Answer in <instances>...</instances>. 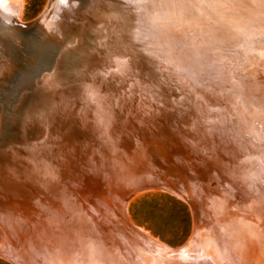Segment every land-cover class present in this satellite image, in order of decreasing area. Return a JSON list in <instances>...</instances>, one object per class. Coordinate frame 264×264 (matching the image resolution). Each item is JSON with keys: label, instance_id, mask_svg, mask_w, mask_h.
<instances>
[{"label": "rangeland", "instance_id": "obj_1", "mask_svg": "<svg viewBox=\"0 0 264 264\" xmlns=\"http://www.w3.org/2000/svg\"><path fill=\"white\" fill-rule=\"evenodd\" d=\"M61 1L65 0H57L52 6L53 13L44 20V29L46 31H44L45 34L44 36L42 34V36L45 39L42 40V36L38 32L31 31L29 35L33 37L32 39H36V41L31 44H25L24 39H21L19 34H0V169L4 168L3 166L7 163H10L13 156L16 154L21 155L22 153L23 157H21V159L25 162L26 160H32L27 152L34 154L38 153L39 150L33 149L32 146H39V142L42 141V138H38L34 135V130L39 124H28H31L33 120H37L42 113L44 114V112H46L43 111L44 106L41 103L45 100L42 94H44L45 91L50 93L55 92L49 90V87H46V77L57 75L56 78H58L57 82L59 83L56 84L63 86L65 89L68 88L70 91L76 90L79 88V83L74 78L73 73H82L79 65L80 63H90V66H92L97 63L99 64L100 62H98V60L101 61L104 58H108L111 59V62H117L120 68L124 66L133 67L131 69H133L132 71L134 73L140 72L143 74L153 71L151 75L153 76V74H156L155 76H158V78L163 81V83H161L164 86L166 85V87H168L167 83L169 80H172L171 84L169 83V87L171 86L174 88L173 91H175V93H173L176 96L171 95L172 97H170V100L177 102L179 99H182V95L186 100L188 98L195 106V114L191 115L192 122L193 120L195 121L196 117L199 120L205 119L209 121L213 118L212 112H219V110L220 117L225 118L224 113L226 111L224 110V112L222 109L228 105H225V102L222 104V100L224 101L225 99L228 103H233L231 98H238L235 88L239 83L249 86L252 85L253 92L264 96V0H213V2L212 0H185L188 2L184 3V0H169L170 2L168 0H156L152 1V3L150 2L146 10L143 9V13L141 14H139V6L130 7V5L127 6L128 4L126 2L121 3L118 0H66L67 2H64L65 4ZM53 2L54 0H0V14L5 18L11 17L13 22L26 25L38 19L47 11ZM189 2H191V5ZM105 4L109 7H105ZM122 5H124V7L126 5L127 7L123 8ZM156 5L159 7H156L157 11L154 9ZM168 5L169 7H167ZM195 6H197V8ZM63 7L65 9H63ZM150 9H152V11ZM64 10H66V12ZM108 10L110 17L107 13ZM159 12L161 13L159 14ZM96 13H98V15ZM106 14H108V16ZM94 16H97V19H95ZM87 17L95 20H87ZM152 19L155 21V24ZM73 21L74 23H71ZM106 22L109 27L105 26ZM109 22H111L112 25L109 24ZM147 23L149 24L147 25ZM142 25H144V27H142ZM152 27H154L153 30L150 29ZM159 27L160 29L163 28V30H160ZM93 32H97V35ZM112 32L114 34L117 33V35H114ZM56 35L58 37L60 36V40ZM104 36L106 38H104ZM159 36L161 37L159 38ZM83 37L85 43L82 41ZM89 37L90 39L88 40ZM109 37L113 45L111 44V40L107 39ZM93 38L95 41L92 40ZM97 40H100V42H97ZM94 42L97 43L94 44ZM102 43L107 49H104ZM107 45H110V49ZM7 46L14 48L16 52L15 56L11 55L10 51L6 48ZM111 46L113 49H111ZM130 46L134 52L129 49ZM39 47L46 48L48 50V55L39 54ZM116 48L117 51L115 52L114 49ZM100 50L101 52H99ZM106 50L110 55L106 53ZM136 54L139 55L140 59L135 56ZM62 56H65V58ZM174 64H177V66L182 69V74L180 76L173 72L175 71L173 68ZM138 68L140 69L138 70ZM239 68L242 70L240 69L239 71ZM184 71L188 75H185ZM122 73L125 74L126 72L122 71ZM127 75L128 74H126V79H129ZM187 76L191 78L189 79ZM235 78H237L238 81L240 79L243 81L240 80V82L237 83L238 81ZM128 82V86L123 90L122 94L126 95L123 101L128 102L123 105L118 103L120 106H117L115 111L118 112L120 109L119 111L122 112L124 116H127L129 112L137 114L143 110L147 112L148 109H156L155 111H157L159 116V121H157L156 125L165 129V131H172L173 124L178 122L177 116L167 119L165 114L166 109L162 107L160 100L156 99L154 95L145 89L146 87H144L145 90H143V87L139 89V87L136 88V86L132 85L133 80ZM211 84L213 85L211 86ZM213 86L216 89L218 87L220 88L216 90ZM207 89L208 92H206ZM210 90H213L215 95H219L218 97L216 96V98H220V106L215 105V107L209 105L208 101H210L209 98H211L209 95L213 94ZM230 91L232 94L229 96L228 92ZM104 93L103 91L99 93L102 99H104L103 97L106 95L110 96ZM64 96L68 97L70 100H75V98H77V93L74 95L72 93L67 95L66 93ZM118 96L119 95L115 96V99L120 100L121 96ZM211 100L213 102L212 98ZM104 104L107 105L108 101ZM87 105L88 103H86L85 106ZM223 105L225 106L223 107ZM218 106L220 108H218ZM235 108L236 110L239 109L236 104ZM103 109L105 110V108ZM196 109L199 111L201 110V113L198 114V112H196L198 110ZM215 109L218 110L216 111ZM241 110L244 114L246 113L244 109ZM202 111H205V113ZM257 111L258 110L255 112ZM260 113H264V111H260ZM227 115L229 116V114ZM227 115L225 119H227ZM260 116L262 117L264 114H260ZM250 118L251 115H249V119ZM129 119H131V122L133 121L132 118ZM134 119L141 122L138 117ZM63 123L64 122H62V124ZM179 127L182 130L191 129L190 125H183L181 123ZM250 135L252 136V133ZM254 138L259 145L261 144L264 146V135L261 137L262 140L255 136ZM173 141L176 142L175 140ZM205 141L208 142L206 138ZM106 145L105 142V146ZM174 145L175 143H173V149H170V147L167 149L163 145L160 147L161 149H157L159 153L157 151L154 152L159 154L158 157L160 159L162 156L164 160L160 161L158 157L157 159L160 163H155L152 160L155 164L159 165V168L158 165H156L157 168H154L155 165L151 162V168L149 166L147 167L151 171L146 168L144 169L146 171H140V169H138L137 171L139 172L136 171L138 175L136 173L134 176L129 175L130 178H128L130 180L126 177L127 180H125L124 183L121 182L126 187L122 186V184H119L120 186L116 184V187L108 188L109 190L106 189L105 193L99 197L98 195L100 192H95V199H93V201L91 199H89L90 201H85L84 198H82V201L78 200V202H74L77 200L74 199L71 204H65L61 201L58 205L56 201L54 202L55 204L33 207L31 204H24L34 197L33 194H30L27 190L22 189V191L15 192L16 194H10L8 197L3 190H0V227L3 226L9 236L6 237L3 232H0V264H13V262L6 258L4 255L5 253L8 254H6L7 256L10 255V258L18 259L21 264H28V262L31 264V258L29 259L26 254L29 256L30 253H32L31 249H33L39 241L61 242L64 241V238L67 241H76L75 238L79 234V236H81L82 231H79L80 233L78 232L74 237L71 235L66 238L64 235H61V233H56L58 231L64 232L63 227L60 225L65 223L60 222L74 220L68 224H86L83 222L92 220V223L95 222L96 224L97 220L91 217L92 212L90 213V210H94L95 214L98 213L100 217H103L102 219H98L100 217L97 216L98 214L96 215L97 219L100 221V223L98 221V224H102L104 227L106 226L105 228H108V231L116 228L112 227L113 221L115 220L121 221L122 224H124L120 217V214H122L127 225L132 226L137 234L142 237V243L138 242L137 245L140 248L139 250L143 252L140 258L142 264H264V193H261L264 187V151L262 148L255 144V147L260 148L256 159L253 156L250 158L242 157L243 163L239 164L241 167V174L239 175L242 181V187L240 189L234 185L227 186V184L230 183L225 184L222 176L216 173L218 171L208 164L210 161V154L203 155L202 164L200 165L202 168L200 166V168H198V159L194 161L190 159L186 153L191 151L200 152L201 149L193 145L189 147L183 146L186 151L183 154L186 158H189L187 160L184 159L185 157H183V154L180 152V154H178L177 151L179 150H177L178 148ZM155 146L159 147V144ZM129 148V150H133L131 146H129ZM162 148L164 151L163 153H161ZM169 150H174V152L171 151L173 156L169 153L171 160L175 157L173 161H175L177 165L179 164L178 167L181 165L182 167H180V169L176 168L174 173L170 172L172 170H168L169 172L167 171V173L172 175V177L168 178L171 180L168 181L170 183H175L182 188V191L186 193V195L191 196L198 206L196 208H191L182 199L161 189H142L130 196L127 195L134 190V186L144 185L147 182H149V184L159 185V183L164 182L160 181V178L158 179L159 172L156 173V170L159 171L162 169H160V167L163 166L161 162H167L165 160H168L166 156ZM115 151L123 154L122 156L126 160L132 157L137 160L139 158L138 161H140V159L143 161L142 158L144 156L140 157L141 155H138L139 157H137L134 155L133 157V155H126L122 152L124 150L121 148H114L109 151V156L105 154V157L110 159L107 161L110 163H108L109 166L112 165L111 160L112 162L116 161V156L118 155L115 154ZM202 151L205 153L204 149H202ZM24 152H26V154ZM175 153H177V156ZM226 153L228 154V152H224L223 150V152L219 151V154L217 153L218 155L215 154L213 159L216 158L217 166L224 164V161L228 163L229 154L227 156L228 161L227 158H223L226 156ZM217 156L225 160L222 161ZM132 158L130 160L128 159L129 161L127 160V162H131ZM250 159L253 161L255 160V163H251ZM134 160H132V162ZM179 160L181 161L179 162ZM146 162H148L147 159H145V163ZM183 163H185V170L181 169L184 168ZM190 163L192 165H197V167L195 166L196 168L194 167L196 170L193 168L195 173L197 172L196 175L198 174L197 176H200V178L205 176L206 179L203 177V181H200L198 179L199 177L197 178L195 174L189 171L191 170V168H189L191 165ZM223 166L224 165L221 167ZM199 169L200 171L202 169L205 171L201 173ZM187 170L189 172L183 175V172ZM144 172H150L152 174L149 175L150 173ZM163 173L165 174L164 171ZM189 174L190 176L192 175V177H186V175ZM140 177L143 178L140 179ZM189 178H191V180ZM182 179L183 181H180ZM134 180L135 182L133 183ZM188 184L189 187L187 186ZM110 189L111 192L108 193ZM36 196L42 195L37 194ZM125 197L127 198L123 202ZM59 198L60 197H58V199ZM22 201L24 202L21 203ZM112 204L115 206L114 208ZM86 205L89 212L86 211L87 209L84 210ZM106 206H108V208ZM116 206L121 210V213L117 212ZM61 209L64 211L65 215ZM98 210L100 212H97ZM58 211H60V213ZM66 213H68L69 216ZM86 213H89L88 216L90 218H88ZM62 215L63 217H60ZM65 216H67L66 219ZM96 216H94V218H96ZM47 221L51 222L47 223ZM35 223L37 224L35 225ZM46 227L49 228V230ZM76 227L77 226H75V229ZM97 227L98 226H95L94 230ZM30 228H33V231H31L32 229L30 230ZM123 228L126 229V225L122 226V229ZM97 229L100 230L102 227H98ZM45 230L46 233L44 232ZM28 231L29 233H27ZM17 233H19V235H17ZM21 233L22 235L20 236ZM70 237H72V240ZM1 238H3V240ZM77 247L76 245L74 246L75 254H73L75 256L77 254L78 259H74V262L78 264L97 263L94 259L87 260L90 256L87 257L86 251H80L78 254ZM186 253L189 256H187ZM53 255L54 254H49L47 258L52 259ZM61 260L66 259L63 257ZM58 264L66 263L61 262Z\"/></svg>", "mask_w": 264, "mask_h": 264}, {"label": "bare ground", "instance_id": "obj_2", "mask_svg": "<svg viewBox=\"0 0 264 264\" xmlns=\"http://www.w3.org/2000/svg\"><path fill=\"white\" fill-rule=\"evenodd\" d=\"M118 1H120L121 3L126 2L128 4L127 6L130 5V7H134L136 5L139 6L140 7L139 14H141V13H143V9L146 10V7L149 6L150 2L152 3V1H156V0H118ZM188 1L184 0L183 3L188 2ZM61 2L63 4H65L67 1L65 0V1H61ZM212 2H213V0H212ZM158 3H160V2H158ZM189 4L191 5V2H189ZM78 5H80V4H78ZM224 5H225V3H224ZM122 6H123V8L127 7L126 5H125V7H124V5H122ZM105 7H109V6L106 5ZM154 7H155L154 8L155 11H157L156 7H158V6L156 5ZM167 7H169V5ZM195 7L197 8V6H195ZM53 9H54V7H53ZM63 9H65V8L63 7ZM68 9H69V7H68ZM68 9H66V10H68ZM87 9L89 10L88 7H87ZM152 9H150V10L152 11ZM247 9H249V8H247ZM66 10H64V11L66 12ZM105 10H106V8H105ZM196 10H198V9H196ZM69 11H70V9H69ZM103 11H104V8H103ZM56 12H59V11H56ZM135 12H136V10H135ZM67 13H65V14H67ZM107 13L109 14V10L107 11ZM160 13L161 12H159V14ZM96 14L98 15V13H96ZM108 14H106V15L108 16ZM161 15H163V14H161ZM103 16L105 17V15H103ZM118 16H120V15H118ZM200 16H201V14H200ZM94 17H95V19H97L96 18L97 16H94ZM109 17H110V14H109ZM150 17H153V16H150ZM156 17H158V16L156 15ZM105 18H107V17H105ZM92 19L93 18H91V19L88 18L87 20H92ZM95 19H93V20H95ZM120 19H121V17H120ZM145 19H146V17H145ZM158 19H159V17H158ZM152 21H153V19H152ZM107 22H106L105 26L109 27L107 25ZM153 22L155 24V21H153ZM71 23H74V21ZM109 24H111V22H109ZM148 24L149 23H147V25ZM144 25H145V23H144ZM144 25H142V27H144ZM102 26L105 27L104 25H102ZM159 26L163 27L161 25H159ZM165 26H167V25H165ZM154 27H155V25H154ZM154 27H152L150 29L153 30ZM160 27H159V29H160ZM112 28H113V26H112ZM141 29H144V28H141ZM55 30H56V28H55ZM157 30H158V28H157ZM160 30H163V28ZM76 31H78V30H76ZM87 32H88V30H87ZM93 33H95V35H97L96 34L97 32H93ZM70 34H71V31H70ZM114 35H117V33ZM152 35H154V34H152ZM101 36H102V34H101ZM149 36H150V34H149ZM84 37H83L82 41H84ZM110 37L107 39H110ZM160 37L161 36H159V38ZM58 38L60 40V36ZM104 38H106V37L104 36ZM89 39H90V37L88 38V40ZM80 40H81V38H80ZM92 40H94V38ZM92 40H90V41H92ZM86 41H87V39H86ZM97 42H100V40L99 41L97 40ZM97 42H94V44ZM84 43H85V41H84ZM160 43H162V42H160ZM92 44H93V42H92ZM92 44H90V45H92ZM111 44H112V40H111ZM119 44H121V43H119ZM102 45H103V43H102ZM105 45H106V43H105ZM107 46H109L108 48L110 49V45H107ZM96 47H97V45H96ZM88 48H90V47H88ZM117 48L114 49L115 52L117 51ZM131 48L132 47L130 46L129 49L132 52H134ZM104 49H107V48L104 46ZM111 49H113L112 46H111ZM96 50H97V48H96ZM114 50H112V51H114ZM99 52H101V50ZM102 52H104V51H102ZM93 53H94V51H93ZM97 53H98V51H97ZM106 53L108 54V51ZM80 55H81V53H80ZM108 55H110V54H108ZM135 56L139 57L138 54H136ZM62 57L65 58V56H62ZM89 59H91V58H89ZM139 59H140V57H139ZM114 60H116V59H114ZM98 62H100V63L99 64L98 63L97 64L92 63V64H94L92 66H90V63H80L79 64L80 68L82 70V73H77V74L73 73L74 78L79 83L78 84L79 88L76 90L74 89L73 91H70L68 88L65 89V88H63V86L56 84V83H59V82H57V80H58V78H56L57 75H52L50 77H46V81H45L46 87H49L48 88L49 90H52L55 92L50 93L48 91H45V93L42 94L45 100L42 101L41 103L44 106L43 111H46V112H44V114L42 113L41 116H39L37 118V120L36 119L33 120L31 124H28V125L39 124L38 126L36 125L37 128L34 130V135H36L38 138H42V141L39 142V146H32L33 149H35V150L38 149L39 151L37 150L38 153H35V154L31 153V152L30 153L27 152L28 156L31 157L32 160H26L25 162H24V160L21 159V157H23L22 153H21V155L16 154L15 156H13L12 161L10 163H7L6 165L3 166L4 168L0 169V190H3L7 194L6 195L7 197L10 194H16L15 192L22 191V189L27 190L30 194H33L34 197L32 199H30L29 201H27V203L25 202L24 204H26V205L31 204V206H33V207H41V206H47L50 204H55L54 202H56V201H57L56 204L60 203L61 201L65 204L66 203L71 204L74 199H77L74 202H78V200H81L82 198H84L85 201L89 200V199H91L93 201V199H95V195H94L95 192H98V193L100 192L98 195V197H99L100 195L105 193L106 189L112 188V187L114 188V187H116V184L121 185L122 183H124L125 180H127L126 177L130 178L129 175L134 176L135 173L137 174V172H139V171H137L138 169H140V171H146V170H144L145 168L150 170L147 167L148 166L150 167L151 162L153 163V165H155L154 168L155 167L157 168L156 165H158V164H155V163H157V161H155V163H154L151 159H149L147 157L151 155V152H152V154L157 155V157H158L159 154H156L154 152L157 151L159 153V151L157 149H161L160 147L164 145L163 143H161L162 141L158 140V138H161V140H162V137L164 134L163 132H166L167 134H171L173 136L174 140L176 142H178V144L182 145V147L183 146L189 147V146L193 145V146L197 147L198 149H201L200 152L191 151L189 153H186V155L189 156L190 159H193L194 161L198 159V162H197L198 168L201 167L200 165L202 164L201 161H202L203 155L205 156L206 154H210L211 156H210V161L208 162V164L211 165V167H213L216 171H218L216 173H218L220 176H222V179L225 182V184L230 183V184H227V186L228 185L229 186L234 185V186L239 187L241 189L242 181H241L240 175H239V174H241V172H240L241 167L239 164L243 163L242 157L250 158L251 156H253L256 159L260 148L255 147V144L256 145H259V144H258L257 140L254 138V136L256 138L258 137L259 139H261L262 135H264V116H262V117L260 116V114L261 115L264 114V113H260V111H264V96L259 94V93L253 92L252 85L249 86V85H244L243 83H239L240 80H242V79H240L238 81V79L235 78L238 81L237 83H239L238 85H236V88H235V92L238 95V98H236V99L231 98L233 103H228L227 101H225V99H224V101L222 100V104L225 102V105L226 104L228 105V106L223 105V107L225 106V108L222 109V111H224V110L226 111V112L224 111L225 112L224 113L225 118H226V115L229 114V116L227 115V119L220 117V113H219L220 110H219V112H214V111L212 112L213 118H211V120H209V121H207L205 119L199 120L196 117L195 121L193 120V122H192L191 115L195 114V106L191 103V101L188 98H187V100H186V98H183V95H182V99H179L177 102L174 100H170V97L175 95L174 94L175 91H173L174 88H172L171 86L169 87L172 80H169V82L167 83L168 87H166V85L164 86L162 84L163 81L161 79H159L158 76L157 77L155 76L156 74L155 75L153 74V76L151 75L152 74L151 72H153V71L148 72L149 74L148 73L142 74L140 72L134 73L132 71L133 69H131L133 67L124 66L125 65L124 64L123 65L124 67L120 68L119 67L120 65L118 66L117 62L112 61L113 62L112 63L111 59H108V58H104L101 61L98 60ZM119 64H121V63H119ZM141 65H144V64H141ZM176 66H177V64L173 65V68L175 70L173 72L180 76L182 74L181 73L182 69L179 66H177V67ZM139 69L140 68H138V70ZM240 69L241 68H239V71H240ZM122 71H125L126 73L123 74ZM186 71H188V70H186ZM184 73H185V71H184ZM126 74H128L127 76H129V79H126ZM185 75H188V74L185 73ZM187 77L189 79L191 78L189 76H187ZM130 80L131 81L133 80L132 85L136 86V88L139 87V89H140L141 87H143V90L147 89L152 95H154L156 97V99L160 100V102L162 103V107H164V109H166L165 114L167 116V119H169V117L173 118L174 116H177L178 122H175V124H173L174 125L173 127L171 125L172 131H165V129H162L158 125H156L157 121H159L158 113H157V111H155L156 109H154V110L148 109L147 112H144V110H143V111L138 112L137 114H133V113L129 112L127 114V116H124L122 114V112L119 111L120 109L118 110V112L115 111L116 110L115 108H117V106H120L118 103H121L123 105V104H126V102H128V101H123V98H126V95H122V94H123V90H125L126 87L128 86V83H129L128 81H130ZM176 82H178V81H176ZM246 82H245V84H246ZM179 83H181V82H179ZM186 83H188V82H186ZM193 84H194V82H193ZM213 84H211V86ZM214 85H217V84H214ZM194 86H195V84H194ZM196 86H197V84H196ZM144 87H146V88L144 89ZM218 88H220V87H218ZM215 89H214V91H215ZM102 91L109 94L110 96H107L104 93L106 96H104L103 97L104 99H102L99 96V93ZM177 91H180V90H177ZM206 92H208V89ZM210 92L213 93V90H210ZM66 93H67V95L68 94L70 95L71 93L74 95L77 93V98H75V100H70L68 97L64 96V94H66ZM225 93H226V91H225ZM228 94L230 96L232 94V92L230 91V92H228ZM117 95L121 96L120 100L115 99L116 98L115 96H117ZM222 95H224V94H222ZM209 96H211V98L213 99V102H212L211 98H209L210 101H208V102H209L210 106H215V105L220 106L221 100L219 101L220 98H216V96L218 97L219 95H215V93H213V94H210ZM226 97H228V96H226ZM106 101H108L107 105L104 104ZM119 101H121V102H119ZM86 103H88L87 106H85ZM133 103H135V102H133ZM235 104L239 107L238 110H236ZM219 106H218V108H220ZM83 108H84V110H83ZM103 108H105V110ZM213 109H214V107H213ZM241 109H244L246 111V113L244 114V112H242ZM196 110H198V109H196ZM256 110H258V111L255 112ZM200 111L198 110L196 112H198V114H199V113H201ZM202 112L205 113V111H202ZM202 115H203V113H202ZM243 115H244V117H243ZM249 115H251L250 119H249ZM137 117L139 118V120L141 122L134 119ZM129 118H132L133 121L131 122V119H129ZM62 122H64V123L62 124ZM180 123L183 125H190L191 129H185V130L180 129V127H179ZM58 126H59V128H58ZM255 128H256V131H255ZM251 133H252V136L250 135ZM205 138L208 140V142L205 141ZM202 140L204 141V143ZM151 141H152V143H151ZM105 142L107 144L106 146H105ZM156 144H159V147L155 146ZM129 146H131V148H133L132 151L129 150L130 149ZM259 146L264 151V146H262L261 144ZM114 148L115 149L121 148L124 150L122 152H124L126 155H131V156L133 155V157H134V155H136L137 157H139L140 155H141L140 157L144 156L142 158L143 161H141V159H140V161H138L139 158H138V160L136 158H134L135 159L134 160L132 157L129 156L130 159L132 158V160H134V161L132 162V160H131V162H127V160L129 158L126 160L122 156L123 154L115 151V154H117L118 156H116L117 157L116 161L112 162V160H111L112 165L109 166L108 165L109 162H107V161L110 159L106 158L105 154H108L109 151H111V149H114ZM221 148L224 150V152H228L229 156L226 153V156L223 158H227V156H228L229 161L227 158L228 163H226L224 161L225 159L222 160L220 158V156L219 157L217 156L218 158H220V160L224 161V164L217 166L216 165V158L213 159V157L215 156V154L218 155L219 151L223 152V150ZM171 149H173V148H171ZM202 149L205 150V153H203L204 151H202ZM225 150H228V151H225ZM169 151L167 153V156L169 155V153L171 154V151L174 152V150H171L170 152ZM179 151H177L178 154L181 153V151H180V153H179ZM146 152H148L150 155L149 154L146 155ZM163 152L164 151L162 148L161 153H163ZM24 153L26 154V152H24ZM175 154L177 156V153H175ZM181 154H183V153H181ZM108 156H109V154H108ZM167 156H166V158H167ZM171 156H173V155L171 154ZM183 156H184V154H183ZM144 158L147 159L148 162L145 163ZM189 158H184V159L188 160ZM159 160L164 161L162 159V156H161V159L159 158ZM159 160H158V162H159ZM181 160H179V162ZM250 162L255 163V160L253 161L250 159ZM181 164H182V162H181ZM184 165H185V163H183V166ZM197 165L194 164V167L195 166L197 167ZM222 165H224V166L221 167ZM180 167H182V165ZM158 168H159V165H158ZM161 168L162 167H160V169ZM181 169L185 170V166H184V168H181ZM197 171H198V169H197ZM199 171H200V169H199ZM202 171H203V169L200 172L202 173ZM157 172L160 173V174L158 173V176L161 175V172L163 173L162 170H159V171L156 170V173ZM170 172L174 173V169ZM200 172H198V173H200ZM209 172H210V170H209ZM144 173H150V172H144ZM180 173L182 174L181 171H180ZM184 173L186 174V172H183V175H184ZM196 173H195V175H196ZM151 174L152 173H150L149 175H151ZM165 174H167V172H165ZM141 176H143V175H141ZM187 176L192 177V175L190 176V174L186 175V177ZM201 176H203V175H201ZM198 177L200 178V176H197V178ZM133 178L139 180L136 177H133ZM141 178H143V177H140V179ZM193 178H194V176H193ZM197 178H195V179H197ZM204 178L206 179L205 176H204ZM204 178L202 177V179H204ZM189 179L191 180V178H189ZM168 180H171V179H168ZM172 180H174V179H172ZM175 180H177V179H175ZM180 181H183V179ZM134 182H135V180L133 181V183ZM122 186H125V185L122 184ZM109 192H111V189H110V191H108V193ZM261 193H264V187H263V190L261 191ZM37 194L42 195V196H36ZM105 196H106V194H105ZM58 197H60V198L58 199ZM24 201H22L21 203H23ZM88 204H89V202H88ZM109 204H111V203H109ZM51 206H53V205H51ZM86 207H87V205L85 206V209L84 208L83 209L86 210L87 209ZM106 207L108 208V206H106ZM28 208H30V207H28ZM61 211H63V210L61 209ZM86 211L89 212V209H87ZM109 211H111V210H109ZM58 212L60 213V211H58ZM91 212H92V215L95 214L94 210L93 211L90 210V213ZM97 212H100V211L98 210ZM16 213H17V211H16ZM63 213H64V211H63ZM66 214H68V213H66ZM86 214H85V216H86ZM88 214H87V216H88ZM97 214H95L93 216L90 214L91 217H93V219L97 220L96 224H95V222L92 223V220L88 221L87 219H85V220H87L88 222H85V221L83 222L86 224H76V223L75 224H72V223L68 224L74 220L69 221V222H65V221L60 222V223H65V224L60 225L63 227L64 232L58 231L56 233H58V234L61 233V235H64V237L67 238L71 235L74 237V235H77V233L79 231L80 232L82 231L81 236H79L80 235L79 234L75 238L76 241L72 240V237H70L72 241H67V240H65V238H64V241H61V242H54V241L53 242H49V241L45 242V240L39 241L36 245L34 244L35 246L33 247V249H31L32 253H30L29 256L26 254V256L29 259L31 258V260H32V261L30 260V263L31 264H58V263L64 262L66 264H78L77 262H74V259L77 258V254H76V256L74 255L75 254L74 253V250H75L74 246L76 245V246H78L77 247L78 248V251H77L78 254L80 253V251H86L87 257L90 256L87 258V260L94 259V261H96L97 263L100 261L98 264H100V263L101 264H104V263L105 264H142V261L140 259V255H142L143 252L140 251L139 250L140 248L137 246L138 242L142 243L141 235L134 234L133 232H131L127 228L122 229V226H125V224H122V222L118 221V220L113 221L112 227H116V228H113L112 230L109 231V233H107L106 231L108 230V228L106 229L105 228L106 226L104 227L102 224H100V225L98 224V221H99L98 219H102L103 217H100V215L99 214L97 215ZM64 215H65V213H64ZM96 215L100 218L97 219ZM103 215H105V214H103ZM68 216H69V214H68ZM94 216H96V218H94ZM60 217H63V215ZM66 217L67 216H65V219H66ZM88 218H90V217L88 216ZM66 221H68V220H66ZM41 222H43V221H41ZM50 222L51 221H47V223H50ZM99 223H100V221H99ZM36 224L37 223H35V225ZM75 226H77L76 229H75ZM95 226H98L99 228L102 227V229L99 230V229H97L98 228L97 227L94 230ZM37 227H39V226H37ZM130 227H132V226H130ZM34 228H35V226H34ZM47 229L49 230V228H47ZM109 229H110V227H109ZM30 230L33 231V228H30ZM61 230H62V228H61ZM36 231H37V229H36ZM44 232L46 233V230ZM27 233H29V231ZM56 233H54V234H56ZM17 235H19V233H17ZM21 235H22V233L20 234V236ZM25 235H23V236H25ZM32 235H34V234H32ZM27 236H29V235H27ZM28 238H31V237H28ZM1 239L3 240V238H1ZM52 240H54V239H52ZM29 243H30V240H29ZM3 253H5V252H3ZM41 253H43V254H41ZM49 254H54L52 259L47 258V256ZM56 254H57V256H56ZM187 256H189V255L187 254ZM63 257L67 261L61 260ZM178 257H179V255H178ZM183 257H184V254H183ZM11 259H13L16 264H20L18 259H16V258H11ZM28 264H29V262H28Z\"/></svg>", "mask_w": 264, "mask_h": 264}, {"label": "water", "instance_id": "obj_3", "mask_svg": "<svg viewBox=\"0 0 264 264\" xmlns=\"http://www.w3.org/2000/svg\"><path fill=\"white\" fill-rule=\"evenodd\" d=\"M56 1L57 0H54V2L51 4V6L47 9V11L46 12H44L38 19H36V20H34L33 22H31V23H29V24H26V25H22V24H18V23H16V22H13L12 21V19H11V17L10 18H5L3 15H1L0 14V34L1 35H3L4 33H8V34H13V33H15V34H19L20 36H21V39H24V43L25 44H31V43H33L34 41H36V39H32L33 37L31 36V35H29V32H31V31H35V32H38L41 36H42V34H43V36H44V34H45V32L44 31H46L45 29H44V20L49 16V15H51L52 13H53V10H52V6L56 3ZM41 37L42 38V40L43 39H45L44 37ZM9 51H10V53H11V55L12 56H15L16 55V52H15V50H14V48L13 47H11V46H7L6 47ZM38 51H39V54H42V55H48V50L46 49V48H43V47H39V49H38ZM164 134H163V137H162V140H161V138H158V140L159 141H162L161 143H163L164 144V146L167 148V149H169V147H170V149L172 148V146H173V140H174V138H173V136L171 135V134H167L166 132H163ZM151 143H152V141H151ZM160 143V144H161ZM175 143V145H176V148H178V150H180L181 151V153H185L186 151H185V148H181V145L180 144H178V142H174ZM179 151V152H180ZM150 152V151H149ZM149 153L148 152H146V155H148ZM157 154V153H156ZM150 155V154H149ZM183 157H185V155L183 156ZM147 158H149V159H151V160H153L154 162H155V160L157 161L158 159H157V155H154V154H152V152H151V155L150 156H148ZM167 158H168V161L167 160H165V161H167V162H165V163H163V162H161V164L163 165V166H161L162 167V169L161 170H163L164 172H167L168 170H175L176 168H179L180 169V167H178V165L173 161V159L175 158V157H173V159L171 160V157H169V155L167 156ZM186 158V157H185ZM158 162V161H157ZM159 163V162H158ZM190 168H191V172L192 173H194L195 174V171H194V165H190ZM166 170V171H165ZM185 172H189L188 170L187 171H185ZM167 175V176H166ZM164 174V173H162L161 174V176H159L158 177V179L160 180V181H164V182H161V183H159V185H154V184H149V182H147L146 184H144V185H137L136 187L134 186L133 188H134V190H132L131 191V193H128L127 195L128 196H130V195H132V194H134V193H136L137 191H139V190H142V189H161V190H164V191H166V192H168V193H171L172 195H174V196H177L178 198H180V199H182L187 205H189L191 208H196V207H198L197 205H196V203L194 202V200L192 199V197L191 196H189V195H186V193H184L183 191H182V188L181 187H179L178 185H176L175 183H170L169 181H168V178H170V177H172V175L171 174ZM204 177V176H203ZM199 180L200 181H203V179H202V177H201V179L199 178ZM188 187H189V184L187 185ZM127 196V197H128ZM127 197H125L124 199H123V202H124V200L127 198ZM112 206H113V208L115 207L113 204H112ZM117 208H116V210H117V212H119V213H121L120 211V209L118 208V206H116ZM113 211H115V210H113ZM120 217H121V220L124 222V224L126 225V228L128 229V230H130L131 232H133L134 234H137V232L132 228V227H130L129 225H127V223H126V221H125V219H124V217L122 216V214H120ZM105 230V229H104ZM106 231V230H105ZM0 232H3V234L6 236V237H9L8 235H7V232H6V230H5V228L3 227V226H1L0 227ZM107 233H109V231L107 230L106 231ZM5 256H6V258L9 260V261H11V262H13V264L15 263L14 262V260L13 259H11L9 256H7L6 255V253L4 254Z\"/></svg>", "mask_w": 264, "mask_h": 264}, {"label": "crops", "instance_id": "obj_4", "mask_svg": "<svg viewBox=\"0 0 264 264\" xmlns=\"http://www.w3.org/2000/svg\"><path fill=\"white\" fill-rule=\"evenodd\" d=\"M137 245V244H136ZM142 255H140V258H141ZM21 264V263H20Z\"/></svg>", "mask_w": 264, "mask_h": 264}]
</instances>
